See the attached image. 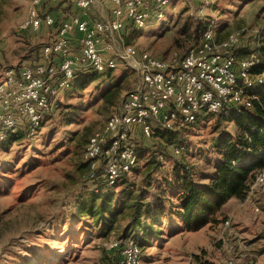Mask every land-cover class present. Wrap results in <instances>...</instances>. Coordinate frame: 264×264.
<instances>
[{"label":"rangeland","instance_id":"1","mask_svg":"<svg viewBox=\"0 0 264 264\" xmlns=\"http://www.w3.org/2000/svg\"><path fill=\"white\" fill-rule=\"evenodd\" d=\"M98 2L89 18H109V1ZM31 3L0 0V75L4 68L31 63L38 47L55 39L56 29L42 35L20 30ZM51 6L42 7V15ZM54 9L65 17L75 13L70 0H61ZM209 26L217 41L241 32L238 58L253 51L264 58V0H171L161 20L152 19L140 30L127 26L109 42L114 50L131 45L165 58L197 44ZM84 74H89L84 88H78V78L73 81L59 108L45 116L34 138H25L20 130L15 139L0 142V264H106L110 242L136 238L137 231L144 239L141 264H228L234 235L240 236L249 257L241 261L235 253L234 264H264V192L255 191L251 201L240 200L227 207L220 212L219 223L195 232L186 231L175 215L174 191L165 192L169 204L160 221L139 225L138 230L124 232L129 221L127 207L113 219L111 228L99 227L79 213L95 190L109 189L100 179L89 178L83 150L136 81L134 72L124 65L104 74ZM238 134L233 118L208 113L177 132L154 129L151 137L136 138L138 163L111 191L127 190L133 195L147 184L142 181L148 175L146 196L152 200L184 168L207 182L222 156L220 144ZM173 145L184 150L175 155ZM225 220L230 227L223 231Z\"/></svg>","mask_w":264,"mask_h":264},{"label":"built area","instance_id":"2","mask_svg":"<svg viewBox=\"0 0 264 264\" xmlns=\"http://www.w3.org/2000/svg\"><path fill=\"white\" fill-rule=\"evenodd\" d=\"M59 1L32 0L20 30L36 33L42 26L53 27L54 17L42 15L41 8ZM108 1L109 18L91 19L96 0H71L79 13L59 23L55 39L41 46L38 59L21 68L2 70L0 142L20 130L25 138H34L45 116L59 108L78 74H104L124 65L136 76L134 87L104 126L90 136L82 154L89 178L114 187L138 163L136 138H149L154 129L177 132L202 113L219 115L250 108L255 89L264 83V71L259 70L262 59L258 51L238 58L241 32L217 41L210 26L197 44L165 58L131 45L114 50L109 40L119 37L127 26L140 30L152 19L161 20L171 0ZM183 150L181 145L172 146L175 155ZM255 191L264 192V168L255 171L243 201H251ZM229 227L225 220L223 231ZM110 243L108 252H118L116 264H141V248L134 239ZM228 252L232 257L227 263L234 264L235 252L232 248Z\"/></svg>","mask_w":264,"mask_h":264},{"label":"trees","instance_id":"3","mask_svg":"<svg viewBox=\"0 0 264 264\" xmlns=\"http://www.w3.org/2000/svg\"><path fill=\"white\" fill-rule=\"evenodd\" d=\"M59 3L61 4V0L54 6L52 5L49 10H46V13L54 17L55 25L53 27L42 26L40 31L36 32L38 35L56 29L61 21L75 13H79L71 2L75 13L65 17L60 11L54 9L60 5ZM61 8H63V5ZM41 46L38 47L34 57L30 60L31 63L38 59ZM259 70L264 71V58L260 62ZM91 73L96 74V72ZM87 75L89 74H80L73 80L76 82L78 78L79 89L84 88ZM79 79L81 82H79ZM254 93L256 98L252 100L250 108L213 115L222 119L233 118L239 134L234 140H224L220 144L224 148L221 150L222 156L216 162L214 172L207 182L203 183L194 178V175L184 168L180 174L174 173L175 182H166V188L155 194L152 200H147L146 196L150 185V176L148 175L142 181V184L145 182L147 184L142 185L133 195L127 190L114 194L111 191L113 187L104 184L109 189L102 191L99 188L97 192L91 194L87 202L79 207V213H83L99 227L111 228L114 223L113 219L117 215H121L127 207L129 221L124 232L132 228L138 230L139 225L145 226L160 221L161 216L165 213L166 204H169L165 192L174 191L177 196L175 215L178 216L182 227L186 231L195 232L206 225L219 223L221 207L231 198L243 200L248 185L253 178V172L264 168V83L258 86ZM17 136L18 133L12 134L4 141L13 140ZM84 164L87 166L86 163ZM116 207H119V209L115 211ZM77 216L79 217V214ZM148 229L145 230L146 235L151 233V231H149V234L146 233ZM135 237L133 239L139 246L140 243L141 245L144 243V239L138 237V231ZM106 255L109 257L106 264H116L117 250L107 251Z\"/></svg>","mask_w":264,"mask_h":264},{"label":"crops","instance_id":"4","mask_svg":"<svg viewBox=\"0 0 264 264\" xmlns=\"http://www.w3.org/2000/svg\"><path fill=\"white\" fill-rule=\"evenodd\" d=\"M96 5L99 4L98 0H96ZM96 5L94 6V8L96 7ZM91 18V17H90ZM97 17L95 18H91V19H96ZM75 41V37L72 36V42ZM205 183V182H203ZM240 199H237V198H231L230 200H228L222 207H221V210L220 212L224 213L225 209L233 204H237V202H239ZM234 239H235V242H232L231 245L229 246L228 249H233L234 252L239 255V257H241V261H246L248 257V255H245L244 252L247 251V247L244 246L241 242V238L239 235H234Z\"/></svg>","mask_w":264,"mask_h":264}]
</instances>
